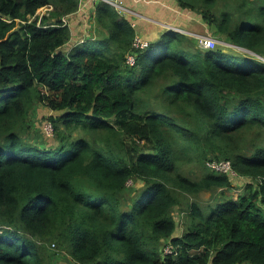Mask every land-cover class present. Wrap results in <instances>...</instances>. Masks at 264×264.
<instances>
[{"label":"trees","instance_id":"obj_1","mask_svg":"<svg viewBox=\"0 0 264 264\" xmlns=\"http://www.w3.org/2000/svg\"><path fill=\"white\" fill-rule=\"evenodd\" d=\"M174 1L250 53L166 29L132 67L137 32L113 6L96 2L100 36L65 51L81 0H0V264L56 249L73 264H264V0ZM39 106L61 140V123L90 139L33 142ZM208 156L247 179L237 199L199 200L234 183L188 174Z\"/></svg>","mask_w":264,"mask_h":264},{"label":"rangeland","instance_id":"obj_2","mask_svg":"<svg viewBox=\"0 0 264 264\" xmlns=\"http://www.w3.org/2000/svg\"><path fill=\"white\" fill-rule=\"evenodd\" d=\"M168 1H170L171 3L170 7L163 6V12L157 15V17L161 18V20L164 21V23H161L162 28L184 33L190 38L195 39L198 44L201 36L213 37L217 40V45L213 49L223 48L225 51H229L230 53L235 52V50L238 52L250 53L245 49L230 45L229 43H226L220 36H216L214 29L208 23L204 22L200 13L181 9L174 0ZM86 5H88L87 0L86 3L85 1L82 3L79 10L82 15L80 17L77 16L76 18H73V20H78L76 25L73 27V39L71 40L70 44L81 43L82 41H85L89 35L92 34L100 36V28L96 27V25L98 24H96V20L93 21V15L88 18V15H90L91 13L88 12V6ZM51 9L52 8L50 6L44 7L38 11L37 15H39L40 17L48 15ZM165 11H167L168 13L166 14ZM94 29H96V31ZM70 47L71 46H65L64 50L68 51V48ZM57 115H59L58 112L52 111L45 106L37 107L36 111L33 112L29 118L30 123L32 124V128L29 131V138H32L33 142L37 144L48 147H50L51 145L69 143V141H75L76 139L81 137L90 139V136L84 130L78 129L70 133L61 123L59 132H61V136H66V139L61 140L62 138L57 135L51 119L57 117ZM50 125L52 126L51 129ZM211 157L213 158V156H208V158L204 160V162L191 165L188 168V174L194 178H199L205 170H208V164L212 159ZM209 170L211 169L209 168ZM246 182L247 179H245L244 177H234V183L232 184V187L219 190L215 193L203 192L200 194L199 200L205 204L208 202L215 203L216 201H220L221 199H237L239 195L245 191ZM131 184H133V182L130 183V185ZM182 200L183 201L173 209V216L178 224V228L175 233L176 236H180L183 234L190 219L188 215V206L186 203L187 199L183 198ZM56 250L52 251V253H55L51 256L53 264H73V261L66 253L60 251L56 252ZM244 264L250 263L248 262Z\"/></svg>","mask_w":264,"mask_h":264},{"label":"crops","instance_id":"obj_3","mask_svg":"<svg viewBox=\"0 0 264 264\" xmlns=\"http://www.w3.org/2000/svg\"><path fill=\"white\" fill-rule=\"evenodd\" d=\"M125 4L131 11L135 12L136 14L140 16H143V18L126 17L127 19H129L130 22L131 21L136 22L135 30L137 34L142 36L145 39H149L152 42L158 40L160 37V34L163 33V31L166 28H162L161 23H164V21L161 20V18L157 17V15L163 12V6L170 7L171 5L170 1L168 0H125ZM86 6H88V12L91 13L90 15H88V18H89L91 15H94L96 3L88 1V5ZM165 13L167 14L168 12L165 11ZM81 15L82 13L78 11L75 14H72L71 16L68 17V25L70 26V29L72 32H73V27L76 25L77 20H78V19L73 20V18H76L77 16L80 17ZM92 19H94L93 21H95L94 17H92ZM96 27L98 28V25H96ZM94 30L96 31V29ZM97 36L95 34H92L88 36V39L90 38L94 39ZM70 43L71 41L66 45V46H71L70 48H68L69 50L81 44V43H76V44H70Z\"/></svg>","mask_w":264,"mask_h":264},{"label":"built area","instance_id":"obj_4","mask_svg":"<svg viewBox=\"0 0 264 264\" xmlns=\"http://www.w3.org/2000/svg\"><path fill=\"white\" fill-rule=\"evenodd\" d=\"M86 0H81V5L82 3ZM91 1L93 3L96 2H104L107 3L111 6H113L117 12L123 16V17H137V18H143V16H140L138 14H136L135 12L131 11L125 4V0H87ZM80 5V8H81ZM64 22L68 24V17L63 18ZM132 27H136V22L131 21ZM151 45V41L148 39L143 38L140 35H136L134 42H133V48L132 51L134 53H130L128 55H126V65L128 66H135L137 63V57L140 51H144L146 50L149 46ZM217 45V40L213 37H209V36H201L199 39V46L202 49H213L215 48V46ZM51 125H50V129H51ZM209 168L216 172V173H225L230 175L231 177H235L238 178L239 176H237L236 172L233 170L231 163L227 160H221V161H210V163L208 164ZM132 183V182H130ZM173 249L170 246H167L164 249V253L165 254H170L172 253Z\"/></svg>","mask_w":264,"mask_h":264}]
</instances>
